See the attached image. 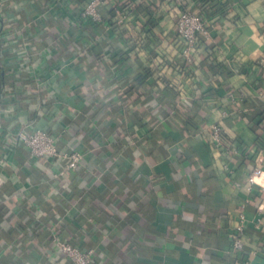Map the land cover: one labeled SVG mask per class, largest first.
Here are the masks:
<instances>
[{
	"label": "crops",
	"instance_id": "crops-1",
	"mask_svg": "<svg viewBox=\"0 0 264 264\" xmlns=\"http://www.w3.org/2000/svg\"><path fill=\"white\" fill-rule=\"evenodd\" d=\"M90 1L0 0V264H72L53 237L96 264H242L238 229L264 264V0ZM183 10L208 30L190 59ZM38 128L56 156L14 137Z\"/></svg>",
	"mask_w": 264,
	"mask_h": 264
},
{
	"label": "built area",
	"instance_id": "built-area-1",
	"mask_svg": "<svg viewBox=\"0 0 264 264\" xmlns=\"http://www.w3.org/2000/svg\"><path fill=\"white\" fill-rule=\"evenodd\" d=\"M99 0H92L85 7L82 17L92 20H100V15L96 9V3ZM113 17L114 24L120 26L125 18V13L119 9H114ZM176 30L179 37L184 42L182 53L185 58L190 59V52L195 47L199 36L208 37L206 22L196 14L187 10L180 11L176 17ZM19 143L23 145L29 152L31 157L49 159L57 155L55 147V136L50 134L44 128L34 129L31 132H20L14 135ZM211 139L219 146L225 147L223 144V127L219 124L214 125L211 129ZM227 149V147H225ZM82 154L79 151H74L68 155L70 163L66 165L65 170L77 166L82 161ZM64 170V171H65ZM260 174L258 168L248 176V189L254 183V176ZM256 224H263L261 218H257ZM52 242L60 253L66 257L72 264H96L94 261V250L88 249L81 251L76 246L72 245L65 239L53 237ZM232 253L237 257L242 264H249L250 258L244 250L243 231L238 229L232 240Z\"/></svg>",
	"mask_w": 264,
	"mask_h": 264
},
{
	"label": "trees",
	"instance_id": "trees-1",
	"mask_svg": "<svg viewBox=\"0 0 264 264\" xmlns=\"http://www.w3.org/2000/svg\"><path fill=\"white\" fill-rule=\"evenodd\" d=\"M202 36V35H201ZM204 37V36H203Z\"/></svg>",
	"mask_w": 264,
	"mask_h": 264
}]
</instances>
